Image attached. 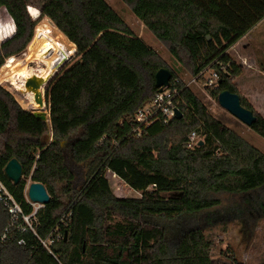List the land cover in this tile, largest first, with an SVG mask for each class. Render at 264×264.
I'll return each mask as SVG.
<instances>
[{
  "label": "trees",
  "instance_id": "1",
  "mask_svg": "<svg viewBox=\"0 0 264 264\" xmlns=\"http://www.w3.org/2000/svg\"><path fill=\"white\" fill-rule=\"evenodd\" d=\"M38 1L0 0L13 29L0 44V69L35 43L39 20L47 18L79 61L49 84V145L42 142L48 123L0 86V178L27 214L34 210L27 180L46 187L51 201L38 211L37 234L46 239L59 228L61 240L52 247L55 256L31 232L13 229L2 242L10 216L0 203V264H246L213 259L215 243L206 232L233 221L223 216L233 207L215 210L224 196L241 198L257 213L264 209V153L181 84L175 106L183 118L156 122L137 135L134 117L156 97V74L167 69L165 62L106 0ZM123 1L193 77L230 65L211 94L217 100L225 90L239 94L256 117L251 130L264 139V117L241 96L242 67L229 54L264 20V0ZM29 7L41 15L34 18ZM192 132L204 143L190 149ZM12 159L23 166L18 185L5 174ZM108 171L141 197H117ZM114 215L129 222L113 224ZM131 222L163 232H144ZM107 227L121 239L109 243ZM137 231L144 246L136 243Z\"/></svg>",
  "mask_w": 264,
  "mask_h": 264
},
{
  "label": "rangeland",
  "instance_id": "2",
  "mask_svg": "<svg viewBox=\"0 0 264 264\" xmlns=\"http://www.w3.org/2000/svg\"><path fill=\"white\" fill-rule=\"evenodd\" d=\"M107 3L122 17L124 22L130 27V29L135 33L136 36L141 38L149 47L154 49L160 56V58L167 65V69L170 71H174L176 74V81L184 85L185 87L190 88V90L206 105L209 109L212 116L220 121H222L227 127L235 131L238 135H240L245 141L250 143L252 146L259 149L264 153V139L259 136L257 133L248 128L237 119H235L229 112L220 107L218 100L215 99L211 91L213 88H207L204 84L205 81L201 80L198 84H193L192 81L195 77H193L189 71L184 67V65L179 62L169 51L167 46L160 42L144 25V23L137 18L132 12L131 8L125 4L123 0H106ZM32 3L38 4V0H31ZM29 12L33 15L34 18L40 16L41 12L38 8L29 7ZM42 20V19H41ZM39 22L38 28H45L48 33L54 40L55 45L61 50L60 53L62 55L65 53L67 55L70 54L71 47H69L64 41L60 38V34L55 31L52 21L47 18ZM8 13L4 8L0 9V44H2L6 39V34L12 32V22ZM37 30V28H36ZM15 32V29H14ZM36 35V32H35ZM35 39V36L33 40ZM33 42V41H32ZM31 42V43H32ZM244 42V43H243ZM240 47H238V52L244 54L243 45L247 44L248 49L246 52L251 54L252 56L247 58L250 61H253L257 64V66L262 70L260 74H258V78L254 77L252 81L249 76L256 74L254 70H246L244 76L241 79V91L242 93L249 92L252 95L250 102L253 104V108L256 112H263L264 114V22L260 23L256 28L252 30L249 34V38L246 41H243ZM30 43V44H31ZM59 45V46H58ZM29 47V46H28ZM41 43L35 39V43L31 45L26 51L20 55L19 57H15L17 61L23 62L25 59L27 60L30 57H35L38 53L42 51ZM14 59V60H15ZM15 60V61H16ZM8 61V60H7ZM79 61V57L77 54L73 56V58L60 70L61 73L63 70L72 67ZM7 63V62H6ZM5 63V64H6ZM249 66V65H247ZM34 67V72L37 73L36 65ZM257 67V68H258ZM2 68L0 69L1 73ZM243 71V70H242ZM33 73V72H32ZM58 73V74H59ZM243 73V72H242ZM253 73V74H252ZM57 74V75H58ZM246 78H249L247 80ZM173 81V80H172ZM171 81V82H172ZM7 80L0 83V86L4 88L6 91L11 93L14 98H16V93L12 91V86L7 82ZM2 84V85H1ZM240 92V91H239ZM18 102V100H17ZM19 103V102H18ZM20 104V103H19ZM23 107V106H21ZM24 108V107H23ZM25 109V108H24ZM26 110V109H25ZM45 110L48 111L46 107ZM3 138L0 140V146L2 145ZM2 148V147H1ZM72 168L77 169L75 165L70 161L69 162ZM79 184L82 183V175L81 169H79ZM110 185L115 193V195L119 198H140L141 194L133 191L124 181L119 179L114 173L108 171L106 174ZM31 184V180H27V188ZM26 193V192H25ZM27 196V193H26ZM262 197L261 203H264V195ZM239 205V206H238ZM237 206V207H234ZM233 207L230 211L225 212L223 215L226 218H231L232 222L220 223L221 225L210 229L206 232L207 236L210 240L215 243V248L212 251V257L216 261L220 262H242L246 264H264V209H259V212L255 210L256 206H245L244 200L241 198H229L223 197L222 205L215 210L217 212L222 213L223 209ZM35 208H39V206H35ZM250 213V214H249ZM251 217L252 219L246 218ZM116 219L112 222L113 224H121L128 223L129 221H124L115 216ZM122 221V222H121ZM246 221V222H245ZM133 223V222H131ZM138 226H142L144 232H158L160 236L162 234L161 229H156L152 227L143 226L138 223H133ZM108 232V242L114 243L121 239L120 237H113V229L110 230L107 227ZM139 232L136 233V243L141 245L138 242ZM126 237V236H125ZM144 246V245H141Z\"/></svg>",
  "mask_w": 264,
  "mask_h": 264
},
{
  "label": "built area",
  "instance_id": "3",
  "mask_svg": "<svg viewBox=\"0 0 264 264\" xmlns=\"http://www.w3.org/2000/svg\"><path fill=\"white\" fill-rule=\"evenodd\" d=\"M218 65V70L209 67L199 76L195 77L192 83L198 84L199 81L204 80V85L207 88H217L221 79V73L227 72L228 67H230V65H228V67L223 64ZM180 93L179 83L177 81L174 83L171 82V85L168 88H165L163 92L158 91L156 97L136 113L134 122L137 124V127H135L134 132L140 136L143 133L144 128H147L156 122H162L168 125L172 120L177 119L175 113L177 109L175 101L180 96ZM201 141H203V139L200 135L196 132H192L189 136L188 148L193 149L194 147H198ZM26 198L28 203L34 208L31 214H27L24 211L21 204L16 201L14 195L0 178V203L7 209L10 216L9 225L3 233L1 241L4 242L13 229H16L20 233L31 232L38 238L39 242L47 252L50 255L55 256L52 247L61 240L59 228L53 230L46 239L41 238L36 230L37 214L38 211L45 206L33 204L27 196ZM36 205L39 206V208H35ZM25 244L26 243L23 239L19 241V245Z\"/></svg>",
  "mask_w": 264,
  "mask_h": 264
},
{
  "label": "water",
  "instance_id": "4",
  "mask_svg": "<svg viewBox=\"0 0 264 264\" xmlns=\"http://www.w3.org/2000/svg\"><path fill=\"white\" fill-rule=\"evenodd\" d=\"M41 12V11H40ZM41 15V14H40ZM210 40L211 37L208 36ZM77 52V47L75 48ZM52 53V52H51ZM51 53L48 54L51 55ZM77 54V53H76ZM75 54V55H76ZM47 56V57H48ZM73 57L63 54L59 57L51 66V69L47 74L39 76L38 74H32L28 78L24 79L23 90L21 91L25 96L29 93L34 94V100L39 105V111L33 112V115L44 122H48L50 113L45 108L47 107V90L50 82L60 72V70L72 59ZM35 64H30V68L34 69ZM36 70L41 68L47 69L49 66L47 62H41L36 64ZM172 73L168 69H161L156 74V87L159 92H163L165 88L171 85ZM218 103L220 107L230 113L239 122L251 128L256 122V117L253 111L245 108L242 105L241 97L239 94L231 93L225 90L218 96ZM176 118L182 119L183 114L179 109H176ZM54 142V141H53ZM203 141L200 142V146L203 145ZM5 174L15 185H18L23 179V166L17 159H12L5 167ZM27 197L31 203L46 206L50 203L51 197L47 192L46 187L41 183H33L26 187ZM106 235L108 232L106 230ZM67 238V234L65 236ZM108 238V236H107ZM160 238V237H159ZM109 241V240H108ZM113 243V242H112Z\"/></svg>",
  "mask_w": 264,
  "mask_h": 264
},
{
  "label": "bare ground",
  "instance_id": "5",
  "mask_svg": "<svg viewBox=\"0 0 264 264\" xmlns=\"http://www.w3.org/2000/svg\"><path fill=\"white\" fill-rule=\"evenodd\" d=\"M35 39L41 43V47L43 48L40 53L35 57H30L27 60L25 59L23 62L17 61L15 57H12L8 59L7 63L2 67L0 73V83L7 80L12 86V91L16 93L18 102L31 113L39 111V105L34 100V94L29 93L25 96V94L21 92L24 88V79L32 74H38L39 76L47 74L51 69L52 64L62 56V53H60L61 50L55 45L53 38L45 31L37 28ZM70 51L71 52L68 56H75L76 53L72 48ZM49 53H51V55L48 56ZM43 61L48 64L49 67L47 69L41 68L40 66L37 73H35L34 70L30 68V64L36 65Z\"/></svg>",
  "mask_w": 264,
  "mask_h": 264
},
{
  "label": "crops",
  "instance_id": "6",
  "mask_svg": "<svg viewBox=\"0 0 264 264\" xmlns=\"http://www.w3.org/2000/svg\"><path fill=\"white\" fill-rule=\"evenodd\" d=\"M263 22H264V20L261 23H263ZM39 29L47 32V30L45 28H39ZM249 34L247 36H245L243 39H241L235 46H233L231 48V50L229 51V54L234 58V60L236 62H238L241 65L242 70H243V73L241 74V76L236 81L237 88L240 91L241 96L244 97L253 106V104L250 102V100H251L252 95H254V94L249 93V92L242 93L241 87H240V84H241L240 81H241L242 77L244 76V73H245L246 70H254V69H255L256 74H253L252 73L253 75H251L249 77H250L251 80L252 79L254 80V77L255 78H258L257 80L259 81L258 74H260L262 70L257 66L256 63H254L253 61H250V60L247 59L248 57L250 58L252 56L251 54H249L248 52H246L249 45H247V44L246 45L245 44L243 45V49H244V52H245L244 54H242L241 52H238V47H240V45L242 44L243 41H246L249 38ZM247 65H249V66H247ZM252 67L254 69H252ZM263 73H264V71H263ZM246 79L249 80V78H246ZM258 113L261 116L264 117L263 112H258ZM47 123H48L49 130L44 135V137L42 138V142H43L44 145H49V144H51L53 142V134H52V126H51V122H50V116H49V120H48Z\"/></svg>",
  "mask_w": 264,
  "mask_h": 264
}]
</instances>
